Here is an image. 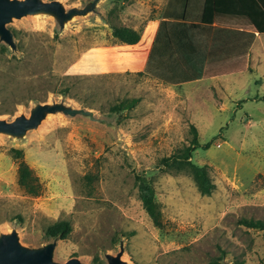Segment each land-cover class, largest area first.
<instances>
[{"label": "rangeland", "instance_id": "obj_1", "mask_svg": "<svg viewBox=\"0 0 264 264\" xmlns=\"http://www.w3.org/2000/svg\"><path fill=\"white\" fill-rule=\"evenodd\" d=\"M60 1L69 8L89 0ZM166 1L167 14L181 4ZM164 3L99 0L62 28L45 13L7 23L16 50L0 41V118L28 115L35 97L91 109L98 120L57 112L23 137L0 133V233L15 229L20 244L38 247L53 239L48 224L68 219L72 230L53 253L62 263L107 264L122 240L123 264H264V230L240 223L264 222V56L251 70L185 87L102 61V48L114 43L110 24L141 26L164 14ZM65 85L68 93H59ZM131 98L133 107L113 108ZM191 125L209 143L191 157L214 183L209 194L186 165L162 162L190 143ZM13 148L38 177L39 195L18 184ZM137 173L154 188L161 227L142 207Z\"/></svg>", "mask_w": 264, "mask_h": 264}, {"label": "trees", "instance_id": "obj_2", "mask_svg": "<svg viewBox=\"0 0 264 264\" xmlns=\"http://www.w3.org/2000/svg\"><path fill=\"white\" fill-rule=\"evenodd\" d=\"M208 4L207 0L202 1L201 4L197 0H186L182 19H161L153 38L145 66L136 73L140 76L148 75L155 77L165 83L179 84L207 75L239 71L206 70L207 63L217 58V55L214 53L218 50H222L225 53L232 51L235 59L234 62L240 59L241 56L245 58L254 39V33L252 32L221 28L222 25H234V23L222 22L219 16L221 12L220 6L228 11L238 9L241 14L243 13L250 20V23L255 27L256 31L263 32L264 30L260 28V23L254 19L239 0H226L224 4H220L219 0H212L209 5V10H212L210 14L211 22H203L204 16H200L199 19L190 17L194 5L197 7L200 5L204 9L208 8ZM110 29L114 43L135 44L141 37L142 27L134 29L125 25L110 24ZM236 32H240L243 35H237ZM242 38H246V40ZM239 42H245L243 52L241 53L238 50L241 47L238 45ZM240 67L243 68L244 66L241 65ZM68 90L69 86L65 85L58 92L67 94ZM32 99L38 102L35 97ZM136 101L137 98L121 101L113 108L119 111L128 109L133 107ZM191 131L193 137L190 143L180 152L162 158V162L166 166L180 167L186 165L193 175L198 190L202 194H209L214 188V183L210 180L205 166L197 165L191 161L192 152L200 146L207 148L209 143L200 144L197 139V129L194 125H191ZM12 151L14 152L13 156L19 159L17 167L18 184L28 194L34 196L39 195L41 193V183L33 173V170L23 160L22 150L13 148ZM135 180L143 209L151 218L153 224L161 227V212L155 201L153 186L139 173L135 174ZM240 223L247 227H257L264 230V222L259 219L242 218ZM71 230L72 226L70 221L68 219H60L48 224L44 233L49 238L65 239Z\"/></svg>", "mask_w": 264, "mask_h": 264}, {"label": "water", "instance_id": "obj_3", "mask_svg": "<svg viewBox=\"0 0 264 264\" xmlns=\"http://www.w3.org/2000/svg\"><path fill=\"white\" fill-rule=\"evenodd\" d=\"M98 1L89 0L81 7L65 8L60 0H0V41L12 50H16L13 32L7 27V23L13 18L45 13L52 15L62 28L72 17L94 11ZM57 112L70 116L80 114L92 120H98L91 109L75 107L63 100L36 102L30 108L28 115L19 114L11 120L0 118V133L17 138L23 137L28 130L36 128L48 114ZM56 244L57 238H53L41 246L27 247L20 244L15 229L0 233V264H85L76 257H71L63 263L54 261L53 253ZM119 246L120 250L116 255L105 254L107 264H123L120 258L123 253L122 240Z\"/></svg>", "mask_w": 264, "mask_h": 264}, {"label": "crops", "instance_id": "obj_4", "mask_svg": "<svg viewBox=\"0 0 264 264\" xmlns=\"http://www.w3.org/2000/svg\"><path fill=\"white\" fill-rule=\"evenodd\" d=\"M196 1V0H195ZM200 2L204 0H197ZM208 1V8H201L197 6L192 7V11L190 14L191 18L199 19L200 16H204L203 22H211L210 14L211 11L209 10V5L211 4L212 0ZM226 0H219L220 4H224ZM246 10L260 23V28L264 30V0H239ZM186 0H181V4H179V8H177L175 13L167 14L166 8L169 6L168 2L165 0L164 3V14L162 15H155L151 18H147L144 23L139 26L136 24H126L123 23L121 25L129 26L134 29H138L142 27L141 30V37L139 41L135 44H126V43H113L108 47H104V53L108 55L107 59L104 58L102 61L104 62L106 69L111 70H124V71H140L144 68L149 50L152 45L153 38L155 36L159 21L161 19H182L184 16V9H185ZM221 12L219 16L223 21L231 23L233 22L234 25H222L221 28H231L233 30L238 31H246L254 33V39L249 47V51L245 58L238 59L234 62V57L232 51L229 53H225L222 50L216 51L214 54L217 55V58H214L211 62H208L206 70L209 71H222V70H239L237 72L225 73V74H215V75H208V77L203 76L201 78H197L191 81L182 82L179 84H169L165 83L155 77H151L148 75H144L148 78L155 79L162 84H168L169 86H176L179 85L181 87H185V85L190 83H198L202 82L203 80L209 79H220L232 76L234 74H239V72H243L246 70H251L252 66L256 63V60L260 55L264 56V31L259 32L256 31L255 27L250 23V20L238 9H234L233 11H228L224 9V7L220 6ZM163 11V10H162ZM215 24V23H212ZM232 26V27H231ZM237 35L240 32H236ZM243 33V32H242ZM246 40V38H242ZM245 42H239L240 49L239 52H243V46ZM101 51V50H100ZM96 52H99L98 48H94V50H89L90 55ZM257 55V58H256ZM243 65L244 67H240Z\"/></svg>", "mask_w": 264, "mask_h": 264}]
</instances>
